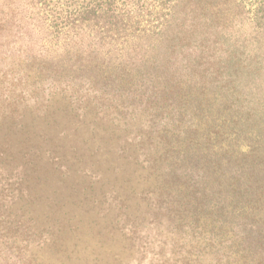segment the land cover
Returning <instances> with one entry per match:
<instances>
[{
	"label": "trees",
	"instance_id": "trees-1",
	"mask_svg": "<svg viewBox=\"0 0 264 264\" xmlns=\"http://www.w3.org/2000/svg\"><path fill=\"white\" fill-rule=\"evenodd\" d=\"M6 1L35 9L50 38L8 43L10 26L19 25H9ZM4 47L28 53L0 60V72L35 98V110L12 102L1 135L0 172L14 180L17 201L32 207L75 163L97 207V195L121 202L124 173L148 172L157 213L197 239L174 264H264V0H0ZM136 124L132 139L114 134ZM72 138L90 145L68 158ZM25 213L13 235L0 231L3 259L48 264L85 234L70 218L54 230ZM103 230L88 229L87 238L101 247L117 232L113 224Z\"/></svg>",
	"mask_w": 264,
	"mask_h": 264
},
{
	"label": "rangeland",
	"instance_id": "rangeland-1",
	"mask_svg": "<svg viewBox=\"0 0 264 264\" xmlns=\"http://www.w3.org/2000/svg\"><path fill=\"white\" fill-rule=\"evenodd\" d=\"M10 3L7 1L5 3L7 5L6 8H8L6 9L7 19H11L9 25L17 21L16 24L19 25V29L10 26L6 38L8 43L14 44L15 48H22L27 45L41 43L42 41L45 42L50 38H47L45 36L47 33L40 29L41 21L36 16L37 11L35 9L23 5L17 8ZM15 9H18V11L14 12ZM239 23L242 25L239 24L237 30L244 34L248 26L246 17ZM25 55H28V53L22 51L18 53L7 47L0 49V60L22 58ZM7 63L6 60L2 62L4 66ZM5 70L4 68L3 71ZM10 77L0 72V142H2L1 135H4V127L6 126L4 123L8 122L6 117L12 108V102L17 101L16 105L21 112L24 108V102L29 104L32 110H35L34 96L30 95L32 97H29L27 95L29 91L25 92L27 84L22 85L20 83L16 87H12L10 84L15 83V81L11 80ZM260 89V98L264 102V85ZM69 124L67 122L64 125L65 128L69 127ZM137 126L138 124H136L133 132L131 129L128 132H123L119 128L120 131L115 130L114 134L120 136L119 141L127 134H130L132 139L133 135L131 134L135 136L138 131ZM71 142L72 145L70 146L73 149L69 146L63 151L68 155V158L74 152L85 151V148L90 145L81 143L77 138H72ZM110 143L113 146V152H115L112 139ZM77 149L81 150L77 151ZM151 152L153 151L151 150ZM129 163L135 171L138 170V168H134V163ZM69 164L70 161L66 163V166H69ZM73 168H75V171L73 169L65 172L60 171L62 175H65L62 178V182L57 187H45L43 197L38 202L36 201L32 207L16 200L17 193L14 188L17 187L14 184V180L7 179L6 174L0 172V224L1 227L4 223L6 224V229L0 228V231L6 232L8 236H11L16 229L9 230V228H18L20 224H27L25 222L26 218L20 217L24 212H26L25 214L29 212L27 216L34 217L35 220L37 218L38 225L42 228L50 227L54 230L64 226L62 224L70 218L71 223L69 226L75 225L80 228V232L85 234L77 241L72 239L71 250L65 255L49 256L48 254L49 259L48 257L44 258L48 259V264H160V260L161 264H174V260L181 256V250L194 249L197 239L192 238L190 230L181 228V225H176L166 216L157 213L155 194H146L147 191H153L155 184L153 178H149L148 172H143V175L139 178H136L138 173L131 176H127V172L124 173L123 180L128 178L129 183H125V190L122 191L123 193L121 191L119 193L122 194L121 202L115 199L116 197L113 194L97 195L101 201L100 206L97 207L90 204L87 191L82 190L84 187L79 185L81 180L80 173L77 172L78 163H75ZM109 175L107 174V178H109L110 184L114 183L116 187V182H113V178ZM104 188L107 187L105 186ZM132 190H134V193H132ZM103 191L106 193L104 189ZM142 192H144L143 195H141ZM96 193L99 194V191ZM98 208L99 214H97ZM15 221L19 223L17 227H15ZM11 223L12 225H10ZM112 224L117 232H113L111 236L109 235V239L106 238L107 240L104 241L101 247L96 239L87 238L86 232L88 229L103 233V228L109 225L112 226ZM17 232V236L20 239L29 238L31 235L30 232H25L23 229H17ZM68 235L73 236L71 232ZM33 238L38 239L39 237L33 235ZM73 244H76V246L74 247ZM33 246L35 244L31 245L28 250H32ZM142 246H150L153 251L152 256H155L152 257L150 254L141 255L139 249ZM0 247L5 250V246L0 245ZM14 248L17 247L14 246ZM19 248H22L21 244H19ZM9 254L17 257L15 251ZM24 254L22 252L20 256L21 261L25 260ZM0 264L20 263L16 259L8 258L7 260L0 256Z\"/></svg>",
	"mask_w": 264,
	"mask_h": 264
}]
</instances>
